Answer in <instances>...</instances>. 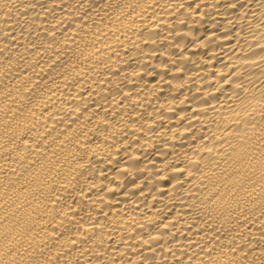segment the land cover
<instances>
[{"label": "bare ground", "instance_id": "bare-ground-1", "mask_svg": "<svg viewBox=\"0 0 264 264\" xmlns=\"http://www.w3.org/2000/svg\"><path fill=\"white\" fill-rule=\"evenodd\" d=\"M0 264H264V0H0Z\"/></svg>", "mask_w": 264, "mask_h": 264}]
</instances>
